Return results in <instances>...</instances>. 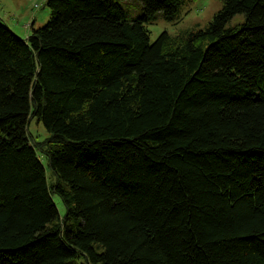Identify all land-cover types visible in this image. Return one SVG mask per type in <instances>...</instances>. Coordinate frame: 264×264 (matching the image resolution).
I'll return each mask as SVG.
<instances>
[{
	"label": "trees",
	"instance_id": "16d2710c",
	"mask_svg": "<svg viewBox=\"0 0 264 264\" xmlns=\"http://www.w3.org/2000/svg\"><path fill=\"white\" fill-rule=\"evenodd\" d=\"M189 1L0 18V264H264V0L151 41Z\"/></svg>",
	"mask_w": 264,
	"mask_h": 264
},
{
	"label": "rangeland",
	"instance_id": "374dc122",
	"mask_svg": "<svg viewBox=\"0 0 264 264\" xmlns=\"http://www.w3.org/2000/svg\"><path fill=\"white\" fill-rule=\"evenodd\" d=\"M224 0H190L180 10L178 18L174 22L159 20L152 25H148L151 41H154L161 33L168 32L171 36L183 34L186 30L195 28H204L212 20L223 6ZM182 15V16H181ZM0 18L5 21L13 31L23 39H26L31 32V24L34 28L44 26L50 18V11L46 6V0H0ZM234 20V21H233ZM232 23H238L243 17L238 15ZM28 133L31 141L38 145V151L43 153L44 147L40 141L48 136L43 124L38 123L36 119L31 118L28 125ZM44 164L48 166L45 159ZM51 178L53 174L50 173ZM59 208L64 213V206L56 197ZM84 261L76 259L69 264H83Z\"/></svg>",
	"mask_w": 264,
	"mask_h": 264
}]
</instances>
